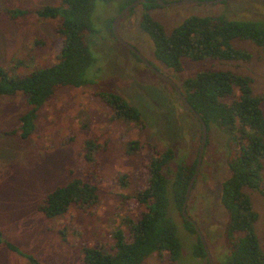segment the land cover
<instances>
[{"label": "rangeland", "instance_id": "obj_1", "mask_svg": "<svg viewBox=\"0 0 264 264\" xmlns=\"http://www.w3.org/2000/svg\"><path fill=\"white\" fill-rule=\"evenodd\" d=\"M183 1L192 3L180 4ZM213 1L162 0L175 4L167 7L138 4L119 19L118 39L133 47L179 89L185 79L199 72L228 71L249 77L253 96L264 95V47L251 42L234 44L250 54L246 62L184 60L183 71L177 73L155 59L152 41L141 29L145 15L159 22L167 33L191 17L264 23V0L199 3ZM59 4L60 0H0V68L11 76H23L58 63L62 38L56 31V20L39 19L30 13L20 21H13L6 11L33 12ZM122 7L123 0L108 5L95 2L90 16L93 32L88 37L92 58L85 73L88 85L64 88L51 98L39 111L36 130L28 139L9 134L19 127V118L28 110L24 96L0 95V232L3 240L41 264H81L84 248L113 245V234L118 229L127 236L122 221L125 218L137 221L146 209L136 195L146 187L141 163L149 157L166 148L173 149L178 156L184 155L190 162L198 155L199 122L172 87L154 75L110 31V21ZM107 92L138 109L145 127L136 128L114 119L113 110L100 97ZM132 140L143 146L135 155H127L126 144ZM87 142L99 147L93 156L99 160L102 177L99 206L91 216L72 208L64 216L46 218L37 210L44 196L72 177H82L89 168L90 162L84 156ZM227 157V143L219 132L213 131L186 205V215L198 227L213 264H222L227 258L224 245L227 215L220 201L222 184L229 177ZM124 174L131 175L126 187L116 184L118 176ZM167 179L165 214L174 227L179 255L172 261L167 252H155L142 264H208L206 258L194 254L199 235L186 225L169 184L171 177ZM244 191L258 215L255 233L264 250V198L255 191ZM0 264L30 263L0 245Z\"/></svg>", "mask_w": 264, "mask_h": 264}, {"label": "trees", "instance_id": "obj_2", "mask_svg": "<svg viewBox=\"0 0 264 264\" xmlns=\"http://www.w3.org/2000/svg\"><path fill=\"white\" fill-rule=\"evenodd\" d=\"M97 1L108 5L115 0H60L58 6H45L33 12L6 11L13 21H20L30 13L39 19L56 20V31L62 38L60 59L52 66L23 76H11L0 68V95L19 93L28 105L27 112L19 118V127L9 134L28 139L36 130L39 111L51 98L64 88L88 85L85 73L92 63L88 37L93 32L90 16ZM134 1L123 0L122 9ZM143 4L159 6L154 0H146ZM110 23L112 32V21ZM141 29L152 41L155 59L177 73L183 71L184 60L249 61L250 54L237 48L235 42H251L264 47V23L261 22L191 17L167 33L159 22L145 15ZM251 84L252 80L247 76L206 70L185 79L180 88L207 127L206 146L213 131L219 132L228 146L229 177L222 184L220 199L227 215L224 231L227 258L222 264H264V250L255 233L258 215L252 209L250 196L244 191H255L264 198V95L253 96ZM100 97L113 110L114 119L124 120L136 128L145 127L139 110L122 97L109 92L101 93ZM142 146L138 140H132L126 144L125 154L135 155ZM85 148L84 156L90 163L83 176L72 177L40 201L37 210L46 218L64 216L72 208L91 216L99 206L102 177L99 160L93 157L99 147L87 142ZM196 161L197 158L190 162L184 155L178 156L173 149L166 148L142 162L146 187L136 195V200L146 206L141 218L137 221L125 218L122 223L127 236L116 230L113 245L96 244L84 248L81 264H142L155 252H167L169 259L176 261L179 243L165 214L167 177H171L169 184L181 211ZM130 182L131 175L127 174L116 179V184L123 187L129 186ZM185 223L194 231L191 224ZM0 245L24 257L30 264H41L32 256L21 253L13 243L3 240L1 232ZM194 254L206 258L200 241Z\"/></svg>", "mask_w": 264, "mask_h": 264}, {"label": "water", "instance_id": "obj_3", "mask_svg": "<svg viewBox=\"0 0 264 264\" xmlns=\"http://www.w3.org/2000/svg\"><path fill=\"white\" fill-rule=\"evenodd\" d=\"M146 0H135L134 2L130 3L129 5H127L125 8L122 9V11L119 13V15L113 20L112 22V33L113 35L118 39V35H117V31H116V26L117 23L119 21V19L126 14L130 9H132L133 7H135L138 4L144 3ZM159 6H173L175 4H165L162 2V0H154ZM223 1H227V0H215L213 2H199L201 4H212V3H218V2H223ZM192 3L190 1H183L180 2V4H189ZM119 42L125 46L129 51H131L154 75H156L158 78L162 79L163 81H165L167 84H169L172 89L174 90L175 94L178 96V98L180 99V101L182 102V104L185 106V108L187 110H189L191 112V114L196 118V120L199 122L200 127H201V140H200V145H199V150H198V155H197V161H196V167H195V171L192 175V177L190 178L187 188H186V193H185V198L184 201L182 203L181 206V213L182 216L184 217L185 221L190 223L193 228L194 231L199 235L200 238V242L202 243L204 252L206 254V258L208 261V264H213L211 256L209 254V251L206 247V244L204 242L203 237L200 234V231L198 229V227L196 226V224L186 215V205L188 202V198H189V194L192 188V185L196 179V176L198 175L200 166H201V162H202V158H203V154H204V150H205V146H206V140H207V127L205 125V123L203 122V120L200 118V116L194 111V109L189 105V103L187 102V100L185 99V97L183 96L181 90L176 86V84L170 80L169 78H167L166 76H164L163 74H161L155 67H153L140 53H138L133 47H131L130 45L124 43L123 41H121L120 39H118Z\"/></svg>", "mask_w": 264, "mask_h": 264}]
</instances>
